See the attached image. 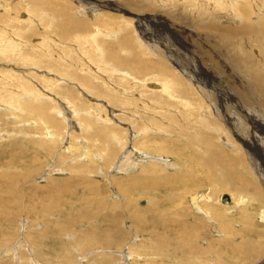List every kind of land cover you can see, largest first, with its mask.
<instances>
[{"label": "rangeland", "instance_id": "rangeland-1", "mask_svg": "<svg viewBox=\"0 0 264 264\" xmlns=\"http://www.w3.org/2000/svg\"><path fill=\"white\" fill-rule=\"evenodd\" d=\"M23 1H0V264H264V100L245 68L264 78V0H57L66 13L29 25ZM18 28L27 62L4 42ZM95 30L104 60L66 37ZM52 58L78 63L76 78ZM157 64L172 96L151 91ZM201 108L209 134L194 122ZM132 147L138 158L118 160ZM211 149L224 171L200 168ZM140 157L151 160L132 165Z\"/></svg>", "mask_w": 264, "mask_h": 264}, {"label": "bare ground", "instance_id": "bare-ground-1", "mask_svg": "<svg viewBox=\"0 0 264 264\" xmlns=\"http://www.w3.org/2000/svg\"><path fill=\"white\" fill-rule=\"evenodd\" d=\"M1 1V0H0ZM7 2V4H8V2H9V0H6ZM44 1V3L45 4H43L42 3V0H27V2H26V6L28 7V18L26 17V18H24V19H20V24L21 23H26V24H32L34 21V19H33V16L35 15V16H40L41 14H43L42 16H46V17H48L49 15H50V12H52V14H53V16H54V14H55V16L54 17H58V18H60V16H61V13L62 14H64V13H66V12H62V10L63 9H59V8H57L58 6H60V3L57 1V0H43ZM132 1V0H131ZM11 2V1H10ZM24 2V1H23ZM22 2V3H23ZM24 2V3H25ZM63 2V1H62ZM66 2V1H65ZM19 3H20V1H19ZM23 3V4H24ZM229 3V2H228ZM10 4V3H9ZM159 4V3H158ZM231 4V3H230ZM254 4V3H253ZM50 5H52V6H54L55 7V9L54 8H52V9H50ZM69 5V4H68ZM67 5V6H68ZM4 6V5H3ZM2 6V7H3ZM51 6V7H52ZM62 6V5H61ZM63 6H64V4H63ZM25 7V6H24ZM4 8V7H3ZM13 7H11V9H12ZM65 9V8H64ZM67 9V8H66ZM51 10V11H50ZM68 10V9H67ZM130 10V9H129ZM142 11V10H141ZM238 11H239V9H238ZM260 11V10H259ZM248 11H246V13H247ZM169 13V12H168ZM174 13V12H173ZM26 14V13H25ZM26 14V15H27ZM29 14H33V16L32 15H29ZM0 15H2V14H0ZM32 16V17H31ZM51 16V15H50ZM2 16H0V20L1 19H3V18H1ZM205 17V16H204ZM9 18V17H8ZM30 19V20H29ZM43 19V18H42ZM246 19V18H245ZM244 19V20H245ZM6 20V19H5ZM12 20V19H11ZM11 20H9V21H11ZM41 20V19H40ZM47 20V19H46ZM264 20V19H263ZM3 22H4V20H3ZM14 22V21H13ZM35 22H36V20H35ZM37 22H39V20L37 21ZM48 22V21H47ZM65 21H63V23H64ZM70 23H71V21H69ZM180 22V21H179ZM6 23V22H5ZM12 23V22H11ZM62 23V24H63ZM76 23V21H74V24ZM252 23V22H251ZM251 23H249V25L251 24ZM1 24V23H0ZM73 23H71L69 26H71ZM82 24V26H84V25H87V23H85V22H81V21H79L78 22V25H81ZM248 24V23H247ZM46 25V24H45ZM52 25H53V23H52ZM56 25V24H55ZM76 25H77V23H76ZM76 25H73V26H76ZM262 25V24H261ZM65 26L66 25H64L63 27L65 28ZM68 26V25H67ZM251 26V25H250ZM255 26V25H254ZM8 27H9V25H8ZM18 27V26H17ZM22 27V26H21ZM52 27H54V26H52ZM58 27H59V24H58ZM250 28V27H249ZM3 30H4V28H2ZM20 28H18V32H17V34H15V37L17 36L18 37V39H17V37L16 38H14L13 36L11 37V38H9L8 36H6V37H8L7 39H5L4 40V42L5 43H8L9 41H10V43H12V44H16V47H15V49H10V47H9V49L10 50H14L13 51V55H14V57L12 56V58H14L15 59V57H16V59H18V58H23V60L24 61H26L28 58L27 57H25V54H24V52L21 50V48H19L18 46H19V44H18V42H19V38H20V33H22L20 30H19ZM28 29V28H27ZM6 30V29H5ZM28 31H31V30H29L28 29ZM33 31V30H32ZM62 31H65V29H63L62 28ZM24 32V31H23ZM250 32V31H249ZM252 32V31H251ZM29 33V32H28ZM26 34H27V32H26ZM64 34H66L67 35V32L65 31V33H63V35ZM111 34V33H110ZM254 34V33H253ZM88 35V33H86V34H81V35H77L76 37L75 36H73L72 34L70 35V36H66V37H68V39H69V37H72V38H75V41H77L76 42V47L78 46V49L82 52V53H86V48H89V46L86 44L87 42H92V46H93V48L90 50L91 51V53H94V55L96 56V61H97V59H98V57H100L101 56V58H102V47H103V44H101L100 43V41H102L103 40V37L101 36V32L100 31H98V30H95V31H92L91 33H89V35H88V37H87V39L85 38L86 36ZM112 35V34H111ZM114 36V35H113ZM260 36V35H259ZM5 37V38H6ZM4 38V37H3ZM65 38V37H64ZM262 38V37H261ZM67 39V38H66ZM71 39V38H70ZM100 40V41H99ZM103 42V41H102ZM10 43H9V45L8 46H11L10 45ZM3 45L1 46L2 47V49L5 47L4 46V43H2ZM50 45V44H49ZM251 45V44H250ZM13 46V45H12ZM11 46V47H12ZM30 46V45H29ZM263 46V45H262ZM6 47H7V45H6ZM18 47V49H16ZM47 47V46H46ZM251 47V46H250ZM8 48V47H7ZM36 48V47H35ZM8 49V50H9ZM7 50V51H8ZM64 50V49H63ZM72 51H74V50H72ZM252 51V50H251ZM1 52V51H0ZM248 52V51H247ZM2 54H3V52H2ZM7 54V52L4 54V55H6ZM37 54V53H36ZM8 55H9V52H8ZM8 55H7V58H8ZM32 55V54H31ZM66 55L67 56H69V55H73L72 53H70L69 51H66ZM2 57V56H1ZM33 57V56H32ZM59 57V56H58ZM66 57V56H65ZM6 58V59H7ZM11 58V57H10ZM3 59H4V57H3ZM30 59V58H29ZM64 58H61V60L62 61H64L63 60ZM13 60V59H12ZM51 60V59H50ZM52 60H53V58H52ZM59 62H60V59H57ZM101 60H104L103 58L101 59ZM100 60V61H101ZM256 60V59H255ZM10 61H11V59H10ZM34 61V60H33ZM47 61H48V59H47ZM61 61V62H62ZM27 62V61H26ZM3 63V62H2ZM68 63H69V61H68ZM40 64V63H39ZM64 64V63H63ZM78 65V63H72L71 62V60H70V63H69V65H67V66H63V65H59V63L57 64V62L56 63H54V60H53V64H50V69H53L54 71H55V74L57 73L58 75H60L61 76V78L63 77V78H65V77H67L68 78V80L66 79V81H69L70 79L69 78H73V79H75L76 78V76L74 75V72L73 71H75L76 70V68H73V67H75V65ZM36 64H32V66H35ZM116 65V64H115ZM28 66V65H27ZM156 66H158V64L156 65ZM48 66H46V68H47ZM15 68V67H14ZM48 68V69H49ZM79 71H84L85 70V68L83 67V65L82 64H80L79 65ZM246 69H247V71L249 72V74H250V76H251V78L253 79V81H254V84H255V86L258 88V90H259V92H260V95H261V98H263V99H261V100H264V78H263V76H262V74L260 73V72H258L257 70H255V69H253V68H247V67H245ZM16 70V69H15ZM18 70V69H17ZM114 70L115 71H117V73H118V71H121V69H119V70H117V69H115L114 68ZM140 71L142 70V68H140L139 69ZM158 70H159V76H161V77H163L162 79H163V81L159 84V83H156V84H158V85H153V84H151L150 85V87H151V91H155V92H161V93H164V95L165 96H172V94H170V92H169V86H168V77H169V75H168V71L167 70H165V68H163L161 65L160 66H158ZM19 71V70H18ZM23 71V70H22ZM36 72H37V70H35ZM40 71V70H39ZM49 71V70H48ZM78 71V72H79ZM45 72V71H44ZM29 73V72H28ZM51 73H53V71L51 72ZM124 73H127V71H124ZM170 73V72H169ZM46 74H48V72L46 73ZM18 75H20V76H22V75H24L23 77H25L26 78V73L25 72H20ZM57 75V76H58ZM156 75V74H155ZM13 76V75H12ZM14 76H15V74H14ZM46 76V75H45ZM81 76V75H80ZM127 76H129V75H127ZM190 76V75H189ZM19 77V76H18ZM33 77V76H32ZM85 77V76H84ZM130 77V76H129ZM134 77V76H133ZM49 78H51V77H49ZM49 78H48V80H49ZM53 78V77H52ZM56 78V77H55ZM81 78V77H80ZM132 78V77H131ZM22 79V78H21ZM20 79V80H21ZM32 79H34V77L32 78ZM242 79V78H241ZM53 80V79H52ZM58 80V79H57ZM64 80V79H63ZM27 81V80H26ZM65 81V80H64ZM77 81H80V80H77ZM215 81V80H214ZM83 82H85V83H82L81 85H82V87H83V89H88L89 87H87V85L90 83V78L87 80L86 78H83ZM89 82V83H88ZM109 82V81H108ZM54 83H56V82H54ZM70 83H72V82H70ZM79 83H81V82H79ZM106 83V82H105ZM154 83V84H155ZM49 84H50V82H49ZM104 84V83H103ZM105 85V84H104ZM52 85L50 84V87H51ZM53 86H57L58 87V85H56V84H53ZM89 86H90V84H89ZM114 86V85H113ZM173 86V85H172ZM56 87V88H57ZM55 88V87H54ZM82 89V90H83ZM254 89V88H253ZM253 89H252V92H253ZM199 91H201L200 89H199ZM171 92H173V91H171ZM203 92V91H202ZM239 92V91H238ZM237 92V93H238ZM251 92V93H252ZM74 92H71V91H69V92H65L64 94H66V96L69 98V97H71V103H72V105L74 106V108L76 109V110H78V108H77V100H76V96L73 94ZM174 93V92H173ZM240 93V92H239ZM238 93V95L240 96V94ZM257 93V92H256ZM38 94H39V92H38ZM242 94V93H241ZM247 94V93H246ZM35 95H37V93L36 92H34V93H32V92H29V95H28V100H33V101H36L37 102V100H43L44 98H41V97H38V96H36V98H34L35 97ZM206 95H208V94H206ZM253 95H255V94H253ZM27 95H25L24 97H26ZM226 96V95H225ZM251 96V95H250ZM256 96H258V95H256ZM238 97V96H237ZM237 97H235V98H237ZM254 97V96H253ZM252 97V98H253ZM63 98H65L66 99V102H67V100H68V98H66V97H63ZM175 98V97H174ZM205 98V97H204ZM244 98V97H243ZM257 98V97H256ZM17 100H19L20 98L17 96V98H16ZM24 99V98H23ZM207 99V98H206ZM227 99H230V98H227ZM234 99V98H233ZM248 99H250L249 97H248ZM179 100V99H178ZM225 100H226V98H225ZM231 100V99H230ZM258 100V99H257ZM20 101V100H19ZM70 101V100H69ZM208 101V100H207ZM235 101V100H234ZM224 102V101H223ZM225 102H227V101H225ZM224 102V104H226ZM238 102V101H237ZM54 104V103H53ZM68 104V103H67ZM169 104V103H168ZM228 104V103H227ZM26 105V107H27V109H37L38 111L39 110H46V106H47V102L44 104V106H35V104L34 103H28V104H25ZM46 105V106H45ZM169 106V105H168ZM222 106V105H221ZM224 106V105H223ZM80 107V106H79ZM226 108V107H225ZM229 108V107H228ZM244 108V107H243ZM248 108V107H247ZM262 108V107H261ZM16 108H14V110H15ZM84 109V108H83ZM83 109L81 108L80 110H82L83 111ZM242 110V109H241ZM247 110V109H246ZM250 110V109H249ZM256 110V109H255ZM260 110V109H259ZM262 110V109H261ZM174 111V110H173ZM229 111H230V109H229ZM244 111V110H243ZM258 111V110H257ZM13 112V111H12ZM78 112H79V110H78ZM224 112H225V110H224ZM233 112V111H232ZM248 112V111H247ZM251 112V111H250ZM249 112V113H250ZM234 113V112H233ZM248 113V114H249ZM254 113V112H253ZM181 114V113H180ZM207 114V110L206 109H202L201 108V111L199 112V115H198V117L195 119V120H197V121H194L195 123H197L199 126H198V130H200L201 128H199L201 125L204 127L203 128V131H202V133H206V134H209V133H211L212 132V127L209 125V123H208V121L206 120V117H205V115ZM238 114V113H237ZM244 114L247 116L248 114L247 113H245L244 112ZM252 114V113H251ZM75 115V114H74ZM85 115H88V113L85 111ZM175 115V114H174ZM184 115H185V113H183L182 114V117H184ZM188 115V114H187ZM222 115V114H221ZM224 115V118L226 119V120H230L231 121V118L229 117V116H231V115H229V116H227V114L225 115V114H223ZM249 116V115H248ZM98 117V116H97ZM250 117V116H249ZM185 118V117H184ZM252 118V117H251ZM258 118H260V116L258 115ZM188 119H190V117H187L185 120H188ZM200 119V120H199ZM235 119V118H234ZM85 120L86 121H88L89 120V122H86L87 123V125H85V126H87V127H90V123L92 122L91 121V118H89V116L87 117V118H85ZM246 120V121H245ZM252 120V119H251ZM254 120V119H253ZM252 120V121H253ZM255 120H257V119H255ZM105 121V120H104ZM244 121L246 122H244L243 123V126L245 127V125L247 124V123H249V126H250V122H249V118L247 119V118H244ZM259 121V120H258ZM189 122H191V121H188L187 123H189ZM228 122V121H227ZM242 122V121H241ZM255 122V121H254ZM229 123V122H228ZM240 123V122H239ZM89 124V125H88ZM254 124H256V123H253V125ZM260 124V123H259ZM252 125V126H253ZM142 126V125H141ZM140 126V127H141ZM232 126V125H231ZM247 126V125H246ZM258 127H259V129L261 128V126L260 125H257ZM144 127H145V125H144ZM143 127V128H144ZM187 127V126H186ZM228 127H230V124H229V126ZM241 127H242V125H241ZM142 128V127H141ZM188 128V127H187ZM231 128V127H230ZM235 128V127H234ZM249 128V127H248ZM253 128H254V131H255V133L257 132L256 130H255V127L253 126ZM147 129V128H146ZM229 129V128H228ZM246 129V128H245ZM245 129H244V131H245ZM105 129L103 128V133L105 134L104 136H107L109 139H112V141H116L115 143L118 145L119 143H120V137L117 135V134H115L114 132H110V135H108V133H106L108 130H105ZM143 131H144V129H142ZM191 132H192V134L193 135H195V136H193L194 138V140H195V138H196V136H197V138H199V131H197V132H194V131H192L191 129H189ZM239 131V132H237V133H239V134H243L242 133V131L243 130H237L236 128L234 129V131ZM246 130H248V129H246ZM147 131V130H146ZM235 131V132H236ZM145 132V131H144ZM218 132V131H217ZM136 133V132H135ZM147 133V132H146ZM188 133H190L189 131H188ZM225 133V132H224ZM237 133H236V135H237ZM249 133V132H248ZM186 134V133H185ZM258 134V133H257ZM147 135V134H146ZM226 135V134H225ZM121 136V135H120ZM238 137V136H237ZM240 137H242V136H240ZM240 137H238V138H240ZM263 137V136H262ZM196 138V139H197ZM243 138V137H242ZM260 138V137H259ZM137 140V139H136ZM139 140V139H138ZM243 140L244 139H242L241 141L243 142ZM246 140H248V139H246ZM260 140V139H259ZM240 141V140H239ZM229 142V141H228ZM244 142H246L245 140H244ZM243 142V143H244ZM256 142V141H255ZM254 142V143H255ZM143 144L145 143L144 141L142 142ZM250 143V142H249ZM253 143V144H254ZM71 145V144H70ZM139 145H140V143H139ZM139 145H137V146H139ZM252 145V144H251ZM135 146V145H134ZM207 148H206V151L208 150V148L210 147L209 146V144L207 143ZM229 146V145H228ZM240 146V145H239ZM245 146V145H244ZM71 147V146H70ZM141 147V146H140ZM144 147V146H143ZM142 147V148H143ZM241 148V147H240ZM135 150L134 152H133V154L132 155H136V158H138V153L137 152H141V150L140 149H135V148H130L129 150H127V151H125L121 156H119V159L118 160H122V162H126V159L125 158H127L128 159V156H130V154H131V151L132 150ZM154 150V149H153ZM251 150V149H250ZM219 152V151H218ZM241 152V151H240ZM218 153H217V151L215 150V149H211L210 150V152L206 155L207 157H208V162L207 161H205V162H203L202 164H201V166H200V168H207L209 171H211L212 172V169H213V171L214 170H216L217 168H222V171H224V168H227L228 167V163H227V161L228 162H230L229 160H227V161H225V160H223V159H225V158H223L222 159V165H220L219 164V160H218V162H217V160L216 161H214L215 159L214 158H220L218 155H217ZM224 154V153H223ZM134 155V156H135ZM247 155H249V154H247ZM133 156V157H134ZM141 156V155H140ZM226 156V155H225ZM243 157H245L244 155H243ZM129 158H131V157H129ZM135 158V159H136ZM150 158V157H149ZM149 158H139L138 159V161L137 162H134V163H132L133 161L131 160L130 161V163L129 164H131L132 163V165H136V164H138L139 163V160L142 162H144L145 160H151V159H149ZM134 158H133V160H135ZM245 159H246V157H245ZM123 160H125V161H123ZM232 160V159H231ZM120 161H119V164H120ZM148 161H146V162H144V163H147ZM241 162H242V160H241ZM128 163V162H127ZM154 163V162H153ZM184 164H187V162L186 161H184ZM251 164V163H250ZM194 165V164H193ZM192 165V166H193ZM118 166V165H117ZM116 166V167H117ZM194 167H195V165H194ZM249 170V169H248ZM229 176V175H228ZM224 193H221L218 197V202L221 204V205H227V207H229V206H233L234 204L236 205V203L238 202V201H236V200H233V197H232V195H229L228 193H226V194H228L229 195V197H230V203H228V204H223L222 202H221V196L223 195ZM205 197V196H204ZM203 199V198H202ZM196 201V200H195ZM61 230V229H60ZM47 233V232H46Z\"/></svg>", "mask_w": 264, "mask_h": 264}, {"label": "water", "instance_id": "water-1", "mask_svg": "<svg viewBox=\"0 0 264 264\" xmlns=\"http://www.w3.org/2000/svg\"><path fill=\"white\" fill-rule=\"evenodd\" d=\"M221 202L223 204H228L230 203V197L228 194L224 193L222 196H221Z\"/></svg>", "mask_w": 264, "mask_h": 264}]
</instances>
